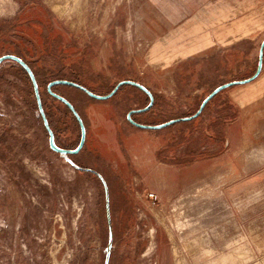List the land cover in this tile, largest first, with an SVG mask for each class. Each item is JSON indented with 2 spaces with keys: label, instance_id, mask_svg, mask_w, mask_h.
Returning a JSON list of instances; mask_svg holds the SVG:
<instances>
[{
  "label": "rangeland",
  "instance_id": "374dc122",
  "mask_svg": "<svg viewBox=\"0 0 264 264\" xmlns=\"http://www.w3.org/2000/svg\"><path fill=\"white\" fill-rule=\"evenodd\" d=\"M197 1L0 0V56L32 66L58 145L74 149L80 126L53 80L100 95L137 81L159 98L132 118L155 125L255 71L264 29L243 58L201 50V36L182 34ZM52 89L84 117L78 154L50 148L31 79L0 66V264H264V111L230 133L211 123L218 104L197 124L146 130L127 117L149 103L132 87L107 100ZM98 117L103 130L89 131Z\"/></svg>",
  "mask_w": 264,
  "mask_h": 264
},
{
  "label": "crops",
  "instance_id": "0c3cea01",
  "mask_svg": "<svg viewBox=\"0 0 264 264\" xmlns=\"http://www.w3.org/2000/svg\"><path fill=\"white\" fill-rule=\"evenodd\" d=\"M197 2L199 6L196 9V14L188 19L189 23L186 26H183L186 32L182 34H186L187 37L196 34L201 36L202 44H199L203 47L201 50L213 49L214 52L220 50L219 53H224L227 57L241 56L243 58L246 55L243 44L246 42L256 43V38L261 35L264 29V0H199ZM190 20L195 21L194 25ZM207 36H210L212 41ZM213 37H216L215 41ZM263 40L264 38L261 43ZM237 60L238 58H236ZM235 62L232 63V66L235 65ZM257 66L250 76H244L243 79L254 75ZM234 88L241 91V97L238 100L232 96ZM158 98L156 96V99ZM215 104L221 105V107L218 106L219 109L212 113L211 123L219 126L222 121L226 122L225 131L229 133L234 130L233 126L239 115L245 114L249 110L264 111V66L260 75L252 82L234 85L218 93L208 103L201 115L189 124L193 122L197 124L206 115V112L211 110L210 108H214ZM102 119L98 117L95 122L91 120L89 131L103 130V122L100 121Z\"/></svg>",
  "mask_w": 264,
  "mask_h": 264
},
{
  "label": "water",
  "instance_id": "95a60500",
  "mask_svg": "<svg viewBox=\"0 0 264 264\" xmlns=\"http://www.w3.org/2000/svg\"><path fill=\"white\" fill-rule=\"evenodd\" d=\"M7 60H12V61L16 62L17 64H19L24 69V71L28 74L29 78L31 79V82H32L33 87H34V92H35V97H36L38 111H39V114H40L41 119L43 121L44 127H45V129H46V131L48 133V140H49L50 148L53 151H55L57 153H60V154H63V155H75V154H78L82 150L84 145H85V142H86V139H87L86 125H85V122H84L82 116L77 111V109L75 108L73 103L71 101H69L66 97L56 93L55 91H53V89H52L53 86L59 85V84L69 85V86H72V87H75V88L79 89L80 91L84 92L89 97H91V98H93L95 100H107V99H110L124 85H131V86L137 87L138 89H140L142 92H144L149 97V103H148V105H146L143 108L131 110L128 113V115H127L128 120L133 125H135L138 128H141V129H146V130L164 129L166 127H169V126H171L173 124H176V123H179V122H190V121L198 118L201 115V113L203 112V110L205 109V107L208 105V103L218 93H220L224 89H226L228 87H231V86H234V85L246 84V83H249V82H252L253 80H255L260 75V73H261V71L263 69V64H264V40L261 43L260 52H259L258 66H257V70L254 73V75H252L251 77L246 78V79L230 81V82L224 83V84L216 87L210 94H208L203 99V101L201 102L198 110L194 114H192L190 116H187V117L170 119V120L165 121V122H163L161 124H155V125L143 124V123H139V122L135 121L132 118V115L135 114V113H143V112H146L149 109H151L153 107V105H154V102H155V96H154L153 92L150 89H148L146 86H144L143 84H141V83H139L137 81L130 80V79L119 81L114 86V88L108 94H105V95H100V94L94 93L93 91H91L90 89L85 87L84 85L79 84V83L74 82V81H71V80L56 79V80L51 81L48 84V86H47V90H48L49 94L52 95L53 97H55L56 99H58L59 101H61L63 104H65L68 107V109L72 112V114L74 115V117L76 118V120H77V122H78V124L80 126V130H81L80 142H79L78 146L76 148H74V149L63 148V147H60L57 144L56 139H55V133H54V131H53L51 125H50L47 113L45 111V107H44L43 100H42V97H41L40 88H39V84H38L36 75H35L33 69L31 68V66L29 65V63H27L23 58L15 55V54L8 53V54H4V55L0 56V65L3 62L7 61ZM76 167L80 168L77 165H76ZM88 170L96 172L95 170H92V169H88ZM96 173L100 176L101 179H103V176L100 173H98V172H96ZM107 199L109 201V196L108 195H107Z\"/></svg>",
  "mask_w": 264,
  "mask_h": 264
},
{
  "label": "trees",
  "instance_id": "16d2710c",
  "mask_svg": "<svg viewBox=\"0 0 264 264\" xmlns=\"http://www.w3.org/2000/svg\"><path fill=\"white\" fill-rule=\"evenodd\" d=\"M5 62H9V63H13V64H17L16 62H14V61H12V60H7V61H5ZM4 63V62H3ZM2 63V64H3ZM18 66H20L19 64H17ZM30 65V64H29ZM1 66V65H0ZM31 66V65H30ZM20 68L24 71V69L20 66ZM31 68H32V66H31ZM33 69V68H32ZM25 72V71H24ZM26 73V72H25ZM27 74V73H26ZM28 75V74H27ZM35 75L36 76H38V74H36V72H35ZM72 79V78H71ZM72 81H74V82H77V83H80V84H82L81 82H79L78 80H76V79H73ZM59 85H64V84H59ZM83 85V84H82ZM56 86V85H55ZM67 86H69V85H67ZM125 86H129V87H132V88H134L135 90H137V91H141L140 89H138L137 87H134V86H131V85H125ZM71 88H74V89H77V88H75V87H72V86H70ZM85 87H87L88 89H90L91 91H94L95 92V90L94 89H91V88H89L88 86H86L85 85ZM57 88V87H56ZM79 90V89H78ZM80 91V90H79ZM82 92V91H81ZM142 92V91H141ZM84 93V92H83ZM144 93V92H143ZM85 94V93H84ZM86 96H87V94H86ZM63 104V103H62ZM74 105V104H73ZM66 106V105H65ZM75 106V105H74ZM45 107V106H44ZM68 108V107H67ZM75 108H76V106H75ZM77 109V111L80 113V115L82 116V118H83V120H84V117H83V115H82V113L78 110V108H76ZM69 110V109H68ZM36 111H38V108L36 107ZM45 111H46V113H47V116H48V119H49V122H50V125H51V127H52V129H53V131H54V133H55V136H56V126L54 125V123L52 122V120L50 119V116H49V114H48V112H47V110H46V108H45ZM70 111V110H69ZM71 112V111H70ZM75 118V117H74ZM75 120H76V118H75ZM77 121V120H76ZM193 121V120H192ZM192 121H190V122H192ZM78 123V122H77ZM187 123V122H186ZM57 142V141H56ZM57 144H58V142H57Z\"/></svg>",
  "mask_w": 264,
  "mask_h": 264
}]
</instances>
